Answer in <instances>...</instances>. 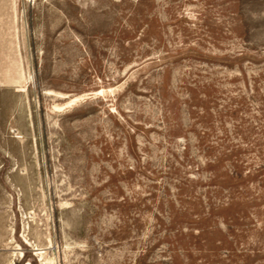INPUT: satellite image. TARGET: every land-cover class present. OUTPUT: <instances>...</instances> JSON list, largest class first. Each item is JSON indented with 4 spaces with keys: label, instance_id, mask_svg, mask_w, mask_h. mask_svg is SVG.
I'll list each match as a JSON object with an SVG mask.
<instances>
[{
    "label": "rangeland",
    "instance_id": "1",
    "mask_svg": "<svg viewBox=\"0 0 264 264\" xmlns=\"http://www.w3.org/2000/svg\"><path fill=\"white\" fill-rule=\"evenodd\" d=\"M0 264H264V0H0Z\"/></svg>",
    "mask_w": 264,
    "mask_h": 264
}]
</instances>
